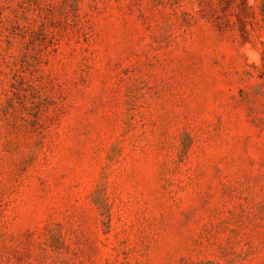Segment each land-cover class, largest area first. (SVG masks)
I'll return each instance as SVG.
<instances>
[{
  "label": "rangeland",
  "instance_id": "obj_1",
  "mask_svg": "<svg viewBox=\"0 0 264 264\" xmlns=\"http://www.w3.org/2000/svg\"><path fill=\"white\" fill-rule=\"evenodd\" d=\"M0 264H264V0H0Z\"/></svg>",
  "mask_w": 264,
  "mask_h": 264
}]
</instances>
